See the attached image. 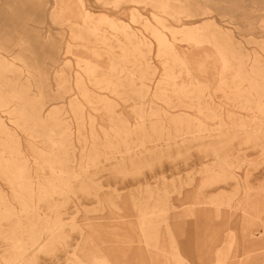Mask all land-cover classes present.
<instances>
[{
  "label": "rangeland",
  "instance_id": "374dc122",
  "mask_svg": "<svg viewBox=\"0 0 264 264\" xmlns=\"http://www.w3.org/2000/svg\"><path fill=\"white\" fill-rule=\"evenodd\" d=\"M263 1L0 0V264H264Z\"/></svg>",
  "mask_w": 264,
  "mask_h": 264
},
{
  "label": "bare ground",
  "instance_id": "6f19581e",
  "mask_svg": "<svg viewBox=\"0 0 264 264\" xmlns=\"http://www.w3.org/2000/svg\"><path fill=\"white\" fill-rule=\"evenodd\" d=\"M234 1V0H233ZM8 2V1H7ZM6 2V3H7ZM264 2V1H263ZM15 3V2H14ZM16 4H18V3H16ZM260 5V4H259ZM264 6V5H263ZM16 7V6H15ZM204 14H206V13H204ZM1 23V22H0ZM4 23H6V22H4ZM7 24V23H6ZM10 25V24H9ZM11 28H12V26H11ZM13 37V36H12ZM12 39V38H11ZM24 39V38H23ZM263 260H264V258H263Z\"/></svg>",
  "mask_w": 264,
  "mask_h": 264
}]
</instances>
